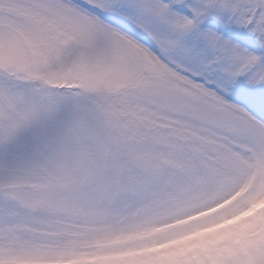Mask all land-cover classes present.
<instances>
[{
	"label": "snow or ice",
	"instance_id": "snow-or-ice-1",
	"mask_svg": "<svg viewBox=\"0 0 264 264\" xmlns=\"http://www.w3.org/2000/svg\"><path fill=\"white\" fill-rule=\"evenodd\" d=\"M0 264H264V0H0Z\"/></svg>",
	"mask_w": 264,
	"mask_h": 264
}]
</instances>
